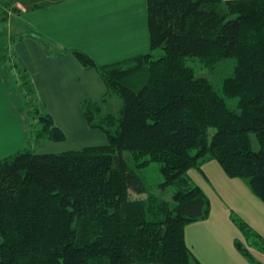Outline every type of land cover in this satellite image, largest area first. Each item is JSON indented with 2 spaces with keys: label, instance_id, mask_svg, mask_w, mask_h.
<instances>
[{
  "label": "trees",
  "instance_id": "1",
  "mask_svg": "<svg viewBox=\"0 0 264 264\" xmlns=\"http://www.w3.org/2000/svg\"><path fill=\"white\" fill-rule=\"evenodd\" d=\"M146 7L148 52L96 66L72 51L106 86V100L81 107L105 145L35 153L33 146L65 135L35 110L33 84L21 72L30 127L39 128L29 132L31 147L0 159V264H201L184 227L208 218L210 203L187 171L210 159L264 202V0H146ZM188 57L209 70L231 58L232 74L215 87L195 76ZM112 96L120 107L105 112ZM150 163L159 164V186L174 187L171 201L149 202L154 194L140 171Z\"/></svg>",
  "mask_w": 264,
  "mask_h": 264
},
{
  "label": "crops",
  "instance_id": "2",
  "mask_svg": "<svg viewBox=\"0 0 264 264\" xmlns=\"http://www.w3.org/2000/svg\"><path fill=\"white\" fill-rule=\"evenodd\" d=\"M0 26L2 52L14 53L18 63L0 67V158L28 142L30 118L17 85L19 69L30 76L34 95L65 134L61 142H40L37 150L66 141L69 151L105 145L104 133L88 126L81 107L85 99L102 100L106 86L72 51L84 52L96 66L148 52L146 0H0ZM227 211L216 208L207 220L190 224L200 227L204 247L222 257L199 258L186 243L201 264H248L234 246L238 238Z\"/></svg>",
  "mask_w": 264,
  "mask_h": 264
},
{
  "label": "rangeland",
  "instance_id": "3",
  "mask_svg": "<svg viewBox=\"0 0 264 264\" xmlns=\"http://www.w3.org/2000/svg\"><path fill=\"white\" fill-rule=\"evenodd\" d=\"M1 32L2 27L0 26V67L3 65V63H5L7 64V66L16 68L14 64L18 63L14 62L15 54L10 53L8 50L5 52V49L2 52L3 45L1 41ZM160 53H162L161 50L155 51L156 55H159ZM186 64L189 67L193 68L196 77H204L209 80L215 87L219 88L222 80L232 74L234 60L231 58L224 59L216 64L211 70L205 68L196 57H188L186 59ZM21 72L22 71H20L19 69L15 72V74L21 75ZM16 78L20 79V76ZM28 79L31 80L30 76L28 77ZM20 84L21 82L18 80L17 85L19 89ZM34 97L35 98L33 105L35 107V110H38L41 113H48L49 109L45 107L46 105L42 101H40L37 96L34 95ZM106 98L107 97H105L104 99L106 100ZM24 102H26V100ZM228 104L230 107L234 108L236 106V99H230L228 101ZM24 106L26 107L25 111L27 112V106ZM119 107L120 101L115 96L110 97L106 102H104L105 112L116 111L119 109ZM31 128H33L32 130H34L38 129L39 126L35 124L30 127V130ZM28 143L31 144L32 140ZM67 145V141L65 143L54 144V146L46 145V150L43 147L40 149L41 152L36 149V146H33L32 148L35 153H46L45 151L61 153L69 151ZM29 146V144L26 145V147ZM123 156L131 163L130 154L128 152H123ZM140 174L144 177L149 191L154 194V198L149 202L157 203L159 202V199L171 201V196L175 189L172 186H168L166 188H161L159 186V184L161 183L159 164L150 163L146 168L141 169ZM187 176L190 180V183L193 186L199 187L208 198L210 203V211L215 213L216 208L228 209V218L232 222L233 227L236 228L234 229L236 238H238L241 247L245 249L249 254V256H247L242 252H237L240 258H243L241 259V261L244 260L248 264H256L257 262L264 264V252L261 251L260 247L262 244L258 243L264 242V202L252 193L247 182L244 179L226 176L219 163L214 159L204 161L200 165L199 169H189L187 171ZM208 217H211V212ZM232 218H234V220ZM207 219L208 218L204 220ZM200 221H194L185 225L184 233L186 234V243L189 247L193 245L194 253L199 258L206 257L208 253H212V255H218L217 253L213 252L211 248L207 249L206 247H204L202 237L200 235V227H197V229H195L190 225L192 223ZM237 222H243L245 226L250 230L252 235L244 232L239 227ZM229 231L228 234H230ZM217 257L220 260L222 259V257L219 255Z\"/></svg>",
  "mask_w": 264,
  "mask_h": 264
}]
</instances>
